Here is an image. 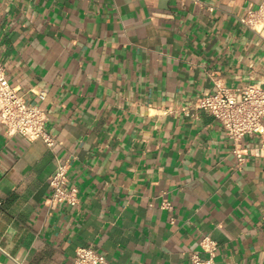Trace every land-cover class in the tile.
<instances>
[{"label": "crops", "instance_id": "1", "mask_svg": "<svg viewBox=\"0 0 264 264\" xmlns=\"http://www.w3.org/2000/svg\"><path fill=\"white\" fill-rule=\"evenodd\" d=\"M262 2L0 0L6 77L55 138L0 123V264H72L82 246L102 264H264L259 140L198 104L216 83L264 87ZM59 161L75 205L46 203Z\"/></svg>", "mask_w": 264, "mask_h": 264}, {"label": "built area", "instance_id": "2", "mask_svg": "<svg viewBox=\"0 0 264 264\" xmlns=\"http://www.w3.org/2000/svg\"><path fill=\"white\" fill-rule=\"evenodd\" d=\"M259 14L264 17V2L259 5ZM253 19L248 18L246 23L252 24ZM199 106L208 110L221 123L225 133L234 143L246 134H253L259 140L258 151L264 155V87L259 83L246 84L240 87H229L216 83L215 90L205 92L199 98ZM47 114L38 104L27 102L18 95L16 89L10 85L5 66L0 60V123L8 135L19 133L23 137L41 139L48 146L55 143L54 136L46 129ZM241 161L242 154L235 150ZM68 165L58 162L54 172L49 176L51 194L46 199L49 206L57 203L75 205L78 202V189L68 184ZM203 250L212 253L215 243L208 236L200 241ZM194 264L202 262L194 255ZM105 262L103 254L89 246L78 247L72 264H102Z\"/></svg>", "mask_w": 264, "mask_h": 264}]
</instances>
